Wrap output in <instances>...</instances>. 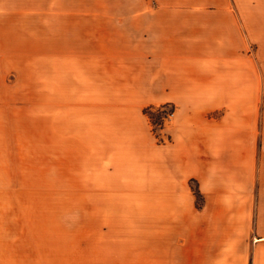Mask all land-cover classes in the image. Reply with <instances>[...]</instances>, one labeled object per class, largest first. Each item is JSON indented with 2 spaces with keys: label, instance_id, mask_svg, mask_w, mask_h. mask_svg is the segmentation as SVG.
I'll return each mask as SVG.
<instances>
[{
  "label": "crops",
  "instance_id": "crops-1",
  "mask_svg": "<svg viewBox=\"0 0 264 264\" xmlns=\"http://www.w3.org/2000/svg\"><path fill=\"white\" fill-rule=\"evenodd\" d=\"M124 2L56 8L42 31L19 32L18 74L0 78L13 120L0 128L22 137L34 122L42 154L49 137L85 191L135 193L131 206L150 213L149 264H264L263 9ZM165 103L176 109L159 143L144 109Z\"/></svg>",
  "mask_w": 264,
  "mask_h": 264
},
{
  "label": "rangeland",
  "instance_id": "rangeland-1",
  "mask_svg": "<svg viewBox=\"0 0 264 264\" xmlns=\"http://www.w3.org/2000/svg\"><path fill=\"white\" fill-rule=\"evenodd\" d=\"M124 0H0V78L11 83L12 43L21 30L42 31L56 8L117 7ZM262 8L264 0H251ZM256 47L254 41L253 49ZM0 97V121L12 123L16 103ZM24 104V102H18ZM160 106V105H158ZM5 109V111H4ZM172 109V107H169ZM171 116L165 119L169 123ZM22 115L20 121H24ZM0 128V264H149L156 261L147 234L149 208L133 207L132 193L85 191L84 177L52 142L42 154L38 131ZM167 140L168 131L160 130ZM158 140V139H157ZM42 154V155H41ZM192 188L198 187L190 182ZM148 200V193H140ZM203 197V196H202ZM126 198L127 200H125ZM204 199V198H203ZM197 204V202H196ZM256 207L254 206V216Z\"/></svg>",
  "mask_w": 264,
  "mask_h": 264
},
{
  "label": "trees",
  "instance_id": "trees-1",
  "mask_svg": "<svg viewBox=\"0 0 264 264\" xmlns=\"http://www.w3.org/2000/svg\"><path fill=\"white\" fill-rule=\"evenodd\" d=\"M169 107H172V109L168 110ZM175 109V105L171 103H165L160 106H148L144 109V113L149 118L152 132L157 137L159 143H163L164 138L157 131L156 126H159L160 130H163L165 128V119H168L174 113ZM193 182L196 181L193 180ZM192 189L197 198V206L200 209L203 207L204 199L198 187Z\"/></svg>",
  "mask_w": 264,
  "mask_h": 264
},
{
  "label": "built area",
  "instance_id": "built-area-1",
  "mask_svg": "<svg viewBox=\"0 0 264 264\" xmlns=\"http://www.w3.org/2000/svg\"><path fill=\"white\" fill-rule=\"evenodd\" d=\"M172 115H173V114H172ZM172 115H171V116H172Z\"/></svg>",
  "mask_w": 264,
  "mask_h": 264
}]
</instances>
